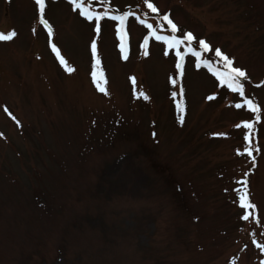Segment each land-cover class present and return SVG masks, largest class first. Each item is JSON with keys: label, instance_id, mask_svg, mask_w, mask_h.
Wrapping results in <instances>:
<instances>
[{"label": "rangeland", "instance_id": "1", "mask_svg": "<svg viewBox=\"0 0 264 264\" xmlns=\"http://www.w3.org/2000/svg\"><path fill=\"white\" fill-rule=\"evenodd\" d=\"M146 2L169 15L177 39L191 33L216 70H226L219 49L246 72L260 123L195 57L181 77L165 45L150 41L145 55L137 16L171 36ZM46 3L51 42L33 0H0V34H17L0 42V264H262L251 241L264 244V0H85L97 14L129 15L126 61L114 22L97 37L66 0ZM93 42L107 96L91 81ZM246 122L254 166L237 155L247 151ZM245 178L249 222L235 191Z\"/></svg>", "mask_w": 264, "mask_h": 264}, {"label": "snow or ice", "instance_id": "2", "mask_svg": "<svg viewBox=\"0 0 264 264\" xmlns=\"http://www.w3.org/2000/svg\"><path fill=\"white\" fill-rule=\"evenodd\" d=\"M56 2V0H53ZM67 4L71 6V10L77 12L80 17H82L85 21L89 22L93 25L94 31L97 37L101 33V23L105 20L114 22L116 38L119 41V53L125 61L128 59L129 48L127 45L128 33H127V22L129 20V15H109V11L111 9L106 8L102 14H97L91 10L90 7H85V0H66ZM34 6L37 9L39 23L43 26V30L47 33L49 41L51 42L53 37V29L47 23L46 16V0H33ZM147 11L151 14H154L163 21L164 24L167 25V30L171 33V36H162L158 35L154 30L153 25L151 23L144 22L137 16L135 19L142 23L143 27L147 30V38L143 41V47L145 49V55H147V48L149 46L150 41L159 42L162 45L166 46V50L164 55H169L170 52H175V66L176 72L180 74L182 77L184 74V61L186 56L195 57L196 68L197 70L201 68H206L213 77L219 82L220 87L226 88L227 91L234 93L239 96L241 103H237L235 105L236 109H246L250 113L255 114V123H260V108L254 104L251 99H247L245 96V87L242 84V81L247 79V74L245 71L240 68L234 67V61L231 60L228 56L224 55L221 50L216 49L214 51V55L218 58L219 61L223 62V68L225 71L216 70L212 64H210L206 59L202 60V53L200 51H194L191 47L192 44L196 43L195 37L191 33H187L184 35L182 39H177L176 34L179 31L177 26L170 19L169 15L165 14L160 16L158 9L151 2H146ZM16 32L12 31L8 34H0V42H11L16 37ZM187 45V46H186ZM199 49L202 50L203 53L213 52V49L209 46L207 42L204 40H200L198 42ZM183 49V51H182ZM51 51L55 55L56 60L59 62V65L63 70L71 74L75 71V69L68 66L67 61L61 56L59 49L53 44L51 46ZM91 55L92 60L94 61L92 70H91V81L96 86V89L102 92L105 96L108 95L107 91L101 87L106 84L107 81L104 78V73L101 68V61L97 56V44L93 42L91 44ZM131 83L133 86L136 85V80L132 78ZM173 88H176V80H172ZM257 87H261V85H256ZM180 97H183L184 92L183 89H179ZM135 98L140 100H148V97L143 93L136 94ZM173 101L177 100V94L174 92L172 95ZM216 97H209V100H214ZM177 113L180 115V123L183 124V114L184 107L181 103H176L175 105ZM7 113V108L4 109ZM9 118L15 121V118L11 116L9 113ZM17 127H20L19 122L16 121ZM243 129L247 130L246 134L243 136V140L247 142V151L246 152H237L238 156L246 155L250 163L254 166L256 161L253 158V150L259 151L258 148L253 147L251 136L254 128V124L250 122H246L241 126ZM3 138V137H0ZM236 183L240 184L242 187L235 189L237 193L238 207L243 210L241 213V219L245 222H249L253 217V213L256 212V207L253 203H251L248 192V182L247 178L238 180ZM251 210V211H249ZM257 224H260V220L256 219ZM255 235V234H253ZM253 245L257 249H259L260 254L264 255V244L258 243L256 239L251 241ZM235 264V261L233 262ZM264 264V262H262Z\"/></svg>", "mask_w": 264, "mask_h": 264}]
</instances>
